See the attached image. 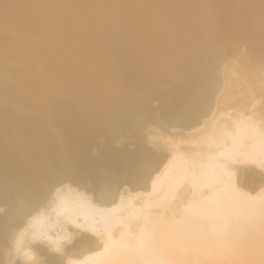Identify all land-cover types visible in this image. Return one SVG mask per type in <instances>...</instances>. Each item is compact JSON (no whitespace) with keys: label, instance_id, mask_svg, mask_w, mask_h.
<instances>
[{"label":"bare ground","instance_id":"obj_1","mask_svg":"<svg viewBox=\"0 0 264 264\" xmlns=\"http://www.w3.org/2000/svg\"><path fill=\"white\" fill-rule=\"evenodd\" d=\"M243 38L264 62V0H0V195L24 205L0 264H264V63L225 60ZM155 74L182 77L153 96ZM112 125L144 142L73 173Z\"/></svg>","mask_w":264,"mask_h":264},{"label":"rangeland","instance_id":"obj_2","mask_svg":"<svg viewBox=\"0 0 264 264\" xmlns=\"http://www.w3.org/2000/svg\"><path fill=\"white\" fill-rule=\"evenodd\" d=\"M221 39V38H220ZM213 41H215V40H213ZM220 41H222L223 42V39L222 40H220ZM247 40L245 39V38H243V39H240V40H236L235 42L233 41V43H231L230 45H228L227 46V48H226V50H229L228 52H227V55H229V56H226V58H225V60L227 61V60H229L231 63H236V65H238L237 63V61H241V60H246L247 62H252L255 58H251L252 56L253 57H256V53L254 52V51H252L249 47H247L246 45H248L247 43L248 42H246ZM244 44H246L245 46H244ZM238 46V47H236V46ZM233 48V49H232ZM231 57V58H230ZM250 58L251 59H253L252 61H249L250 60ZM257 60H259V57H258V59H256L254 62H252V64L253 63H255L256 62V64H258V63H264V62H261L262 60H260V62L259 61H257ZM264 61V60H263ZM258 62V63H257ZM230 63V64H231ZM256 64H254V65H256ZM158 74H155L154 76V78H153V81L155 80V78H156V82L154 81V85H152V84H150L151 86H152V88L154 89V91L151 93L153 96H157V95H161V94H163L164 93V91H165V89L167 90V88H170V87H172V86H175V84L177 83V82H179L180 81V78L182 77V76H179V74L178 75H176L177 76V78H175V76H172V77H164V79L165 78H167V79H163V78H161V76H162V74H161V76L160 75H158ZM182 75V74H181ZM157 76V77H156ZM160 76V77H159ZM169 76H171V75H169ZM178 77H179V79H178ZM159 78H161V79H159ZM158 79V80H157ZM163 79V80H162ZM177 80H179V81H177ZM167 81V82H166ZM241 82V81H240ZM153 83V82H152ZM150 86V87H151ZM151 89V88H150ZM153 89H151V91L153 90ZM155 92H157V93H155ZM163 92V93H162ZM153 93H155V95L153 94ZM157 94V95H156ZM239 96V95H238ZM242 96V97H241ZM241 96H239L240 98H238L237 97V95H235V96H233V97H230L229 98V101H228V103H230V102H235V101H237V100H239V99H241V98H243V96L244 95H241ZM150 97H152V96H150ZM234 97H237V98H234ZM246 97V96H245ZM234 100H233V99ZM151 99H154V100H151ZM237 99V100H236ZM150 100H151V102H149V99H148V102L145 104V106L147 107V109H149L151 112L150 113H155V111H157V110H159V109H161L162 110V103H161V100L159 99V98H150ZM243 100H246V98H243ZM148 103H150V106L148 105ZM146 109V110H147ZM157 109V110H156ZM149 112V111H148ZM136 113V112H135ZM134 114V113H133ZM133 114H132V117H133ZM138 114H140V113H136L135 115H134V119L131 117L130 119H127L128 121H127V123L128 124H126V125H130V124H132L133 122H134V126H136L135 128H137L138 126H139V122L138 121H141L140 119V117H142L141 116V114L140 115H138ZM138 119V126H137V124H136V121L135 120H137ZM134 120V121H133ZM133 121V122H132ZM136 124V125H135ZM125 125V127L124 128H122V131L121 130H117V127H116V129H115V127L113 128L112 126H110V128L108 127L103 133H100V134H98V136H96V141H95V144L97 145H94V146H92V148L90 149V148H88L87 146H84L83 145V147H81V148H79V149H77L75 152H73V153H71V157H70V161H71V163H73L72 165L74 166L73 168H76V169H74V170H76V171H74L73 170V173H75L76 175H77V173H79L77 170H79V168H77V164H78V162H82V161H85V160H87V159H89V158H94V156L95 157H97L98 156V158H100L99 156H101L102 154L100 153V152H103V155H104V152L105 151H103V149H105L106 148V150L107 151H109V150H111V149H120V148H122V149H125V147L128 149V150H136V148L138 147L137 146V144L138 143H142V141L144 142V139L142 138L141 139V137H140V135L142 136H144V133L142 134V132L139 130V129H135L133 126H131V127H133V128H131V127H129V128H131L133 131L130 133V131L128 130V128H127V126ZM133 125V124H132ZM111 127H112V129H111ZM127 129V133H124V134H126V135H124L123 133H121V132H126V131H123V129ZM139 128V127H138ZM112 130V131H114L115 130V132H116V130H117V132L115 133V134H117L118 135V133H121V135L119 136V137H121V139L119 138V140H121V141H118L117 140V138H116V140H114L113 141V138H115V135H114V133L111 131H109V130ZM135 130H138L139 131V133H138V131H136V132H134ZM129 131V132H128ZM141 132V133H140ZM113 135H114V137H113ZM113 137V138H112ZM139 137V138H138ZM141 139V140H140ZM123 140V141H122ZM113 142V143H112ZM98 143V144H97ZM102 144L103 143V145H99V144ZM126 143V144H125ZM129 143V145L127 146V144ZM90 147V146H89ZM120 147V148H119ZM155 147V149H153V150H155V154H158V153H160V152H162V148L160 149V148H158V147H156V146H154ZM126 150V149H125ZM166 152V151H165ZM170 151H167V153H169ZM105 155H106V153H105ZM104 155V156H105ZM102 157V156H101ZM87 181L89 182V185L92 183V182H90V179H87ZM82 185V184H81ZM1 195H2V197H1ZM0 195V231H2L3 229H4V227L5 226H7V225H14V224H16V221H18V218H16V217H18V216H16L18 213L20 214V211H23V208H24V205H22V200L20 199V197H17V198H15L14 200H12V202H11V199L8 197V194L6 195L7 197V199L5 198V194L3 193V194H1ZM4 198H5V200H4ZM3 199V200H2ZM10 199V200H9ZM7 200H9V201H7ZM15 201H17V202H15ZM15 202V203H14ZM13 203V204H12ZM22 205V206H21ZM20 206L21 207H23V208H21V210L19 211V209H20ZM17 210H18V213H16L17 212ZM13 213H14V215H13ZM15 227V226H14ZM73 239L74 238H72L71 240H67V241H65V245H70L72 242H73ZM17 256H18V254L16 255V258H14V260H16L17 259ZM19 259V258H18ZM19 261V260H18ZM46 262H44V264H45ZM13 264V263H12Z\"/></svg>","mask_w":264,"mask_h":264}]
</instances>
